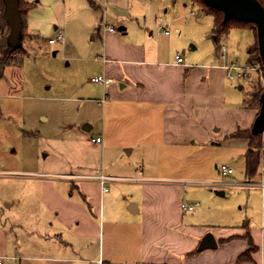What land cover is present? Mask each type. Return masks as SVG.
Listing matches in <instances>:
<instances>
[{
    "label": "crops",
    "instance_id": "crops-1",
    "mask_svg": "<svg viewBox=\"0 0 264 264\" xmlns=\"http://www.w3.org/2000/svg\"><path fill=\"white\" fill-rule=\"evenodd\" d=\"M26 1L34 2L27 13L28 33L34 29L52 34L53 29H61L62 47H83L96 64L93 76L111 78L98 83L101 87L91 98L96 107L104 106L109 118L93 136L101 137L96 143L101 144L102 154L110 147L114 132L125 141L136 142L154 135L171 150L193 143L217 144L216 138L234 140L246 150L245 138L229 135L238 128H250L257 108L245 106V95L236 91L243 86L234 89L226 78L223 64L234 62L227 53L222 57L214 50L215 59L195 60L193 55L184 57L183 42L163 49L161 42L143 35L145 23L135 16L143 13L133 9V0ZM182 1L184 6V1L196 4L199 16L207 13L194 0ZM101 20L122 28L108 32L100 26ZM159 24L160 32L168 34ZM256 41L254 33L246 59ZM177 52L183 55L182 63L175 62ZM123 150L131 151L124 146ZM97 169L122 178L107 181L110 184L103 190L93 178L69 176L63 183L40 179V201H1L0 264H264V220L258 224L246 218L240 224H227L226 213L216 208L225 191L218 194L221 190L212 191L206 185L186 188L157 180L175 174H145L142 168L119 174L112 167L104 172L96 166L65 175H92ZM131 177L141 180L126 179ZM124 185L134 192L130 189L122 194L116 189ZM194 202L192 211L181 207V203ZM207 232L213 234L216 247L199 250ZM249 238L256 248L250 259H243Z\"/></svg>",
    "mask_w": 264,
    "mask_h": 264
},
{
    "label": "rangeland",
    "instance_id": "rangeland-1",
    "mask_svg": "<svg viewBox=\"0 0 264 264\" xmlns=\"http://www.w3.org/2000/svg\"><path fill=\"white\" fill-rule=\"evenodd\" d=\"M184 3L187 4L184 6L182 0L174 3L171 0H133L132 6L143 13L135 16L141 24L145 23L143 35L147 39L161 42L166 50L183 42L184 57L215 59L214 42L209 34L211 14L204 12L199 16L196 4ZM189 10L194 14L189 15ZM160 21L168 34L160 32ZM115 27L119 32L117 25ZM8 29H3L5 34ZM31 32L33 34L24 32L22 42L20 31L10 33V42L21 43L24 53L19 64L5 68L0 79V202L40 201V179L63 183L71 178L66 177V173L96 166L102 167L104 172L112 167L121 171L119 174L139 168L145 174H175L174 178L158 177L157 180H170L186 188L204 187L206 182L245 179V145L234 140L224 142L216 138L213 140L217 144L193 143L171 150L163 147L154 135L136 142L125 141L114 132L110 134V147L102 154L101 144L93 142L91 137L100 132L102 121L108 124L109 118L104 106L96 107L91 100L101 87L90 81L96 66L91 62L92 57L85 55L83 47L74 50L62 47L63 42L48 43L47 39L56 33L54 29L52 34L34 29ZM253 39V30L247 26L232 28L219 41V55L227 53L235 63L244 64L246 49ZM53 51L56 52L53 54ZM238 84L243 89L236 91L243 97L250 89L249 82L246 79L231 82L234 89ZM87 123L90 127L85 129ZM123 146L131 151H124ZM262 146L260 155L264 159ZM222 164L232 169L228 178L221 176L218 170ZM257 179L258 174L251 178ZM116 189L122 194L130 189L134 192L130 185ZM210 189L225 191V196L216 201V208L226 213L227 224H240L246 218L258 224L264 220V190L235 186ZM219 222H223L222 219ZM261 249L264 253V237Z\"/></svg>",
    "mask_w": 264,
    "mask_h": 264
},
{
    "label": "trees",
    "instance_id": "trees-1",
    "mask_svg": "<svg viewBox=\"0 0 264 264\" xmlns=\"http://www.w3.org/2000/svg\"><path fill=\"white\" fill-rule=\"evenodd\" d=\"M18 9L21 16V26H20V42H22V38L24 36V32H28L27 28V13L33 7L34 2H27L26 0H18ZM198 1L207 11V13L213 16V24L210 32V36L214 42V50L219 55L221 51V45L219 41L222 36L228 33L229 29L232 27H245L251 26L254 29V33L256 34L255 25L249 21L237 20L234 18H229L226 21H223V13L220 9L213 8L208 6L203 0ZM264 6V0H258ZM4 9L5 3L4 0H0V27L2 31L0 32V79L4 76V70L6 67L11 65L19 64L23 57L24 50L22 49L21 43L19 44H11L8 40V34H5L3 29L8 27V24L4 17ZM16 55H19L16 57ZM250 61H258L261 62L257 41L254 43L252 47L249 49V56L247 59ZM250 89L247 91L243 98V104L247 107H256L258 108L259 97L263 90L260 85V82L257 78L252 77L248 79ZM230 137L234 138H245L247 140V147L244 153V164L245 170L244 174L247 178L255 177L261 165V155H260V147L262 144L264 145V141L262 143L261 133H254L250 128L246 129H236L232 132ZM249 247L247 250L242 253L241 257L243 259H250V253L255 250L256 246L253 244L251 239H248Z\"/></svg>",
    "mask_w": 264,
    "mask_h": 264
},
{
    "label": "built area",
    "instance_id": "built-area-1",
    "mask_svg": "<svg viewBox=\"0 0 264 264\" xmlns=\"http://www.w3.org/2000/svg\"><path fill=\"white\" fill-rule=\"evenodd\" d=\"M100 26L103 27L104 30L108 32H114L116 31V27L114 25L108 24L105 20L100 21ZM167 32V31H165ZM63 41V33L61 29H57L56 33L53 37H49L47 39V42L50 44L56 43V42H62ZM223 49V47H222ZM224 57V54L222 53L221 55ZM175 62L176 63H182L183 62V55L180 52H177L175 54ZM105 60V59H103ZM223 69L225 71L226 78L231 80V81H241L243 79H251L252 77H255L259 80L260 85L262 88H264V66L262 65L261 62L258 61H250V62H245L244 64H237L235 62H226L223 64ZM91 81L97 82V83H107L111 81V78L105 77L103 75H96L91 77ZM107 96L105 95L100 99L101 102H103ZM262 136V143L264 141V130L261 132ZM93 142H100L101 137L96 136L91 139ZM263 145V144H262ZM264 149V145L262 146V150ZM263 153V152H262ZM221 176L228 178L230 174H232V169L224 164L220 165L218 167ZM66 176H71L74 178H93L98 180V182L101 185L102 190L106 189V182L112 179H118L122 177L118 176H112V175H106L104 174L100 169H97L95 174L92 175H86V174H68ZM259 179L257 180H251V178L245 177L244 180L242 181H225V182H206L205 185L208 187H221V186H235V187H242V188H257L260 189L261 191L264 190V166H263V157L261 158V165L259 168V173H258ZM126 179H131L135 181L141 180L139 177H131V178H126ZM197 205V202L194 203H181V207L184 210L192 211L195 206ZM2 256H0V263H1ZM100 262V260H99Z\"/></svg>",
    "mask_w": 264,
    "mask_h": 264
},
{
    "label": "water",
    "instance_id": "water-1",
    "mask_svg": "<svg viewBox=\"0 0 264 264\" xmlns=\"http://www.w3.org/2000/svg\"><path fill=\"white\" fill-rule=\"evenodd\" d=\"M208 6L220 9L223 13V21L229 18L249 21L255 25L257 47L262 65L264 66V6L258 0H203ZM4 17L9 26L10 33L19 32L21 16L18 9V0H4ZM122 27L119 26L120 30ZM11 43V42H10ZM12 44V43H11ZM259 110L253 120L251 130L261 133L264 130V88L259 97ZM223 194V191H218ZM216 240L212 233L207 232L200 240L198 249L216 247Z\"/></svg>",
    "mask_w": 264,
    "mask_h": 264
}]
</instances>
